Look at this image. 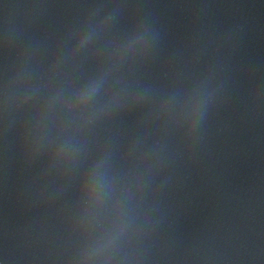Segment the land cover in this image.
Here are the masks:
<instances>
[{
    "label": "water",
    "instance_id": "water-1",
    "mask_svg": "<svg viewBox=\"0 0 264 264\" xmlns=\"http://www.w3.org/2000/svg\"><path fill=\"white\" fill-rule=\"evenodd\" d=\"M0 264H264V0H0Z\"/></svg>",
    "mask_w": 264,
    "mask_h": 264
}]
</instances>
